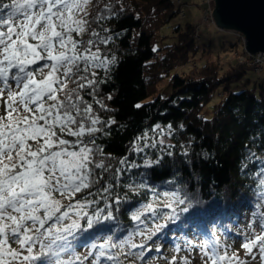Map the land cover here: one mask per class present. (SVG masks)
Instances as JSON below:
<instances>
[{
    "label": "trees",
    "instance_id": "16d2710c",
    "mask_svg": "<svg viewBox=\"0 0 264 264\" xmlns=\"http://www.w3.org/2000/svg\"><path fill=\"white\" fill-rule=\"evenodd\" d=\"M182 9L174 0H89L86 30L81 36L73 33L84 42L81 49L92 40V51L99 49L101 59L108 60L106 65L79 73L94 81L91 86L73 76L67 88L58 93L60 99L66 93L78 94L91 105L90 116L99 119L94 127L100 131L85 134L83 139L95 140L89 145L94 148V160L105 165L104 169H94L99 179L75 197L96 202L84 209L93 218L94 227L77 233L73 241L76 254L89 250L86 242L102 244L108 235L113 242L129 235L133 240L142 237L138 233L143 231L145 248H151L143 258L141 250L131 249L129 244L104 251L123 253L119 256L123 264L128 258L134 259V264H148L153 257L168 259L167 249L177 246L189 248L215 238L220 246L225 245L244 237L250 222L262 223L258 213L264 212V78L245 77L251 70L238 59L226 67L221 60H208L212 42L199 46L195 24L175 25L174 41L157 46L167 37L160 31L180 16ZM232 33L234 41L228 42V47L225 42L223 50L244 47L239 32ZM244 55L246 61H252L250 53L244 51ZM189 66V71L184 70ZM178 68L181 70L170 78V93L157 95L160 81ZM79 83L85 87L79 88ZM217 91L211 115L203 116ZM88 126L91 122L86 119ZM157 159L158 164H146ZM164 192L186 199L189 211L180 212L182 206L169 196V202L153 207L155 212L143 211L140 220H132L134 213ZM98 209L104 212L96 220L93 214ZM172 209H176L177 218L165 219ZM108 211L114 219H103ZM85 219H80L81 225ZM156 224L166 226L156 231ZM147 235L152 239H146ZM35 247L39 253L40 242ZM101 264L110 262L102 258Z\"/></svg>",
    "mask_w": 264,
    "mask_h": 264
},
{
    "label": "snow or ice",
    "instance_id": "6c2138e0",
    "mask_svg": "<svg viewBox=\"0 0 264 264\" xmlns=\"http://www.w3.org/2000/svg\"><path fill=\"white\" fill-rule=\"evenodd\" d=\"M88 3L89 0L0 3V99L7 91L5 113L0 115V264H84L90 257L91 264H101L102 258L110 264H122L119 256L123 253L106 254L104 249L129 244L131 249L141 250V258L145 251H151L143 242L131 243V235L117 242H113L112 235L105 237L102 244L86 242L84 246L89 251L82 257L73 248L78 232L93 229V218H89L84 209L96 203L76 200V194L99 179L94 176V169L105 168L102 161L94 160V148L89 145H94L95 140L85 142L83 139L85 134L91 136L100 131L94 127L99 119L90 116L91 105L78 94L66 93L64 99L58 95L73 76L78 82L85 81L91 86L94 81L79 73L108 63L107 57L99 56V49L92 51V40L87 41L88 47L81 49L84 42L73 36V33L81 36L86 30L88 21L84 15ZM38 64L40 67L33 69L32 66ZM44 68L48 69L47 74ZM37 75L42 78L37 79ZM85 83H79V88H84ZM21 110L27 115L21 116ZM86 119L91 126L85 127ZM65 135L76 139H65ZM96 151L102 154V150ZM159 162L157 159L146 164ZM108 187L110 185L105 187V192ZM57 195L63 199H57ZM163 195L174 197L175 203L182 206L180 212L189 211L186 199H181L177 193L164 192ZM63 200L70 202L65 205ZM166 207L172 208V205ZM143 211L155 212V209L151 204L146 205L144 210L132 215V220H140ZM103 212L98 209L93 217L99 220ZM258 214L264 229V212ZM82 218H86L83 225ZM175 218L176 209H172L165 219ZM103 219H114L112 212L108 211ZM65 220L71 223L64 224ZM165 226L156 224L155 230ZM138 234L144 236L145 232ZM146 239L151 240L152 235H147ZM37 241L41 251L34 254ZM257 246L264 264V233L256 234L241 245L246 254H251ZM200 250L203 264H247L237 253L229 255L227 250L222 251L218 238L206 239ZM64 255L69 259H62ZM169 264H176L175 256ZM181 264L191 262L188 257H182Z\"/></svg>",
    "mask_w": 264,
    "mask_h": 264
},
{
    "label": "rangeland",
    "instance_id": "374dc122",
    "mask_svg": "<svg viewBox=\"0 0 264 264\" xmlns=\"http://www.w3.org/2000/svg\"><path fill=\"white\" fill-rule=\"evenodd\" d=\"M175 4L177 6H183V9L180 13V16H177L174 18L167 26H165L161 31L160 34L163 36H167L163 38L161 42L157 44V46H163L166 44H170L174 41L171 36L173 35L172 28L175 25L181 24L185 25L187 23L190 24H195L197 28V34L198 37L197 39L200 40L199 46L208 44L209 42H212V48H211V53L207 54L206 57L208 60H221L222 66L226 67L227 65L230 64L231 61H234L235 59H238L239 63L242 65H247L248 68L251 70L249 71L248 74L245 75L247 78L251 79H256L258 77L264 78V66L263 67H258L256 68L254 66V61H250L251 59H248L246 61V57L243 60L242 57L244 56V47L242 46H237L233 50H223V46L228 47V42H232L235 39L234 34L232 31H227V30H221L219 29L215 22L213 17L207 15V10L209 8H212L214 10V1L213 0H174ZM208 2H211V4L208 5ZM88 7V5H87ZM87 7H86V13H87ZM184 13V15H182ZM213 13V11H212ZM85 17V15H84ZM201 61H198L200 64ZM191 66L185 68L184 70L189 71ZM181 68L173 70L171 72L170 76L167 78H164L163 80L160 81L158 85V91L157 95H163L167 96L170 91H171V85H170V78L178 71H180ZM44 74H47L48 71H43ZM260 74L257 75L256 74ZM62 75V73H60ZM42 77L40 75H37V79H41ZM14 84V83H13ZM14 90L15 88L12 87ZM7 100V91L5 92L4 98L0 99V115H4L5 113V101ZM218 101V91L214 94L213 99L205 106L202 114L205 117H209L212 113V107L214 103ZM16 114L14 113V116ZM20 115H27V113H24L23 110H21ZM57 199H63L57 195ZM171 200V198L168 196H162L158 197L156 199H153L150 204L152 207L167 203ZM67 200H63V203H65ZM71 215V214H70ZM64 224H69L71 222H63ZM247 226V229L245 231V236L241 237L236 240H230L227 244L221 245V250H227L229 255H231L233 252L237 253L239 257L242 260H245L247 264H262L261 261V256L259 253L258 246L256 248H253V251L251 254H246L245 249L241 247V245L248 240L252 239L256 234H261L264 233V230L261 231L260 226L258 225V222H250ZM144 241V236L133 239L131 243H136L140 244ZM39 242V241H37ZM204 242V241H203ZM203 242L197 243L195 246H190L189 248H179V251H177V247L174 249H167L166 256L168 259H162V260H157L154 257L151 259V261L148 264H169V262L172 260V258L175 256L176 258V264H181V258L182 257H188L191 264H203L202 260V253L200 250V246L203 244ZM13 247H18V245L13 244ZM36 246V244H35ZM34 254L35 251H37L36 247L33 249ZM89 250L84 249L82 250V255L81 257L86 255ZM79 255V254H78ZM253 256L256 258L253 259ZM62 259H69L68 255L62 256ZM126 264H134V259L128 258L126 260ZM84 264H91V259L89 258L88 261H85ZM123 264V263H122Z\"/></svg>",
    "mask_w": 264,
    "mask_h": 264
},
{
    "label": "water",
    "instance_id": "95a60500",
    "mask_svg": "<svg viewBox=\"0 0 264 264\" xmlns=\"http://www.w3.org/2000/svg\"><path fill=\"white\" fill-rule=\"evenodd\" d=\"M212 17L221 30L245 36L246 50L264 53V0H213Z\"/></svg>",
    "mask_w": 264,
    "mask_h": 264
},
{
    "label": "built area",
    "instance_id": "2783aa9c",
    "mask_svg": "<svg viewBox=\"0 0 264 264\" xmlns=\"http://www.w3.org/2000/svg\"><path fill=\"white\" fill-rule=\"evenodd\" d=\"M209 4H211V2H208V5ZM212 11H213V9L210 8V5H209V8L207 10V15L212 17ZM182 15H184V13H182ZM239 34L242 37L243 42H244L245 53L249 54L248 51L246 50V47H245V36L241 33H239ZM251 58L254 61V66L256 68H258V67L260 68V67L264 66V53H257L255 55H251ZM242 59L243 60L245 59V55L242 57Z\"/></svg>",
    "mask_w": 264,
    "mask_h": 264
}]
</instances>
